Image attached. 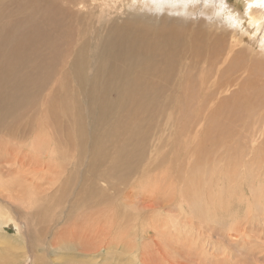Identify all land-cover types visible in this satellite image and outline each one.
I'll return each mask as SVG.
<instances>
[{"label":"bare ground","instance_id":"1","mask_svg":"<svg viewBox=\"0 0 264 264\" xmlns=\"http://www.w3.org/2000/svg\"><path fill=\"white\" fill-rule=\"evenodd\" d=\"M10 1L13 3L11 15H7L4 19L0 18V53L2 54L0 55V177L4 174L14 175L24 168L29 177L16 173L13 179H24L29 181L27 184H31L41 176L51 173L56 175L57 171L53 172L55 169L53 166H58L57 161L61 157L66 160H64L66 169V165L72 162L68 161L70 155L66 153L71 150L68 149V140L65 141L63 138L62 141L59 135L63 137L64 133L69 138L71 132L80 143L79 152L82 153L80 157L81 160L84 159L81 164L83 172L80 168L75 170L76 163L71 164V169H67V181H63V187L66 182L70 183L81 177L82 186L78 185V187L81 186L86 190H83L82 197L89 194L99 196L102 193L98 187L100 182L107 183L106 185L112 190L117 191L119 185L127 184L133 176L143 170L139 167L146 160L151 170L158 169L153 159H147L149 149L158 151L155 144L156 120L165 119L169 126L173 124L176 126L175 134L179 132V135H185L187 130L191 132V129L206 116L203 114L205 101H214L218 96L212 90H207L208 93H205V90L190 89L188 84L183 82V78H180L190 71L183 57L185 52L192 53L193 58L197 57L195 67L196 63L203 59L213 68L218 69L221 61L226 60L230 55H235L234 51L238 52L234 47L238 48L246 57L233 59L230 65V87L241 86L242 83L238 82L240 76L250 72L254 79L244 91L251 92L252 89L253 96L242 93L240 101L248 106L259 107L255 102L256 98H264V0H241L238 6L235 4L236 0H174L180 6L178 8L169 2L173 0H133V4L130 6L127 4L125 8L129 9V13L120 16V22L116 21L115 11L123 15L122 0H42L39 10L43 16L40 17L28 16L27 10L19 7V5L23 7V0ZM45 1L50 3L44 4ZM123 2L127 3L128 0ZM193 10L198 15H188ZM175 13H181L178 16L181 18H169ZM46 20L53 22L40 24ZM26 24H34L39 28L34 30L40 36L32 41L40 44L38 50L27 42L33 32ZM12 25L17 30H12ZM245 40L249 44H246ZM20 70L26 72V76L21 79L18 78ZM187 79L192 80L190 74L187 75ZM36 80L41 81L40 88L34 86ZM172 80L176 81L179 89V93L175 95L164 90L165 85ZM202 85L206 89L205 82L200 78L199 87ZM255 87L260 90L256 96ZM240 101L235 102L234 105L241 104ZM60 102L63 103V107L59 106ZM32 105L30 116H27L25 122L16 123V120L22 117L13 114L12 111ZM190 106L196 112H190L188 110ZM260 106L264 107V99L260 101ZM175 114L181 115L180 120H186L182 129L176 125L180 120H173ZM58 117L70 121H63ZM61 122H64L66 127L64 132L59 134ZM263 129L262 127L264 132ZM249 138L253 139L254 135ZM89 140L92 143L88 144ZM256 143L260 142L256 141ZM135 180L137 179L133 181ZM9 182L13 184L14 181L9 180ZM197 189L198 187L194 192ZM200 199L201 194L196 196L195 201L192 199L196 214L201 212L199 205L196 204L202 201ZM156 205L158 204L149 207L155 208ZM162 207L167 205L163 204ZM66 212L70 214L71 210L68 208ZM138 215L127 218V223L134 221ZM19 216L15 212L14 214L0 212V228L4 224H12L14 230L21 232L23 224ZM226 216L229 217L228 214ZM219 220L214 222L217 223ZM53 222L58 224L56 219ZM106 224L102 229L109 231L116 230L122 225L119 220H112L110 226ZM72 228L74 229L67 225L56 236L49 235L51 245L53 246L52 243L56 242L57 237L62 238L66 233H73ZM130 231L133 232L132 229ZM115 234L118 236L119 232ZM142 235V238L145 237V233ZM108 237L104 238L109 246L117 249L121 247L120 239L115 241L117 240L115 236H113L114 240ZM153 238H155L152 240L154 245L151 243L153 246L160 243V234ZM125 239H127L126 235ZM86 241L83 247L89 245L95 246L93 250L97 248L94 238ZM135 242H138V239H135ZM61 247L66 249L65 246L58 248ZM90 247L80 248L83 251L80 255L88 254L85 252ZM56 248L52 247L53 250ZM135 248L140 254L146 253L140 252L136 245ZM95 251L96 253L93 254L95 257L99 255L97 253H102L100 249ZM147 252L150 253V250ZM0 253L6 255L7 251ZM31 255L32 262H36L35 253ZM144 257L147 258L144 255L141 258L142 263H149Z\"/></svg>","mask_w":264,"mask_h":264},{"label":"rangeland","instance_id":"2","mask_svg":"<svg viewBox=\"0 0 264 264\" xmlns=\"http://www.w3.org/2000/svg\"><path fill=\"white\" fill-rule=\"evenodd\" d=\"M3 1L0 0V18L2 19L11 15L13 9V3L10 0ZM240 1L236 0L235 4L240 5ZM23 2V7L20 5L19 7L27 10L28 16H43L39 10V4L42 0H23ZM169 2L175 5V8L180 7L174 0ZM43 3L48 4L50 2L45 1ZM127 4L130 6L133 4V0H128L127 3L122 0L123 15L119 14V11H115L117 22H120V16L129 13V9H125ZM179 14L181 13H175L173 17L169 18L179 19L181 18L178 17ZM188 15L198 14L193 10ZM52 22L53 20H46L40 24L46 25ZM26 25L33 32L29 35L30 40L27 42L32 48L38 50L40 44L32 42L40 36L34 30L38 27L34 24ZM11 29L17 30L14 25ZM245 43L249 44L246 40ZM234 48L238 52L234 51L235 55H230L226 60L221 61L218 69L213 68L209 62L203 59H200L195 67L197 57H191L192 53L185 52L183 54L190 70L183 77H180L183 78V82H186L190 89L205 90V93H208L207 90H212L218 96L214 101H205L203 114L206 116L196 127L191 129V132L187 130L185 135H179L177 131L175 134L176 126L174 124L169 126L165 119L156 120L155 133L157 132V138L155 144L158 151L149 149L147 159H153L154 165L159 168L155 171L151 170V166L147 164L146 160L139 167L143 168V172L140 170L127 184L119 185V191L112 190L106 185L107 183L100 182L98 187L102 193L99 196L89 194L82 197L83 190H86L81 187V177L70 183L66 182L63 187V181H67V169H71V164L76 163L75 170L80 168V171L83 172L81 164L84 159L81 160L80 143L73 132L70 133L69 138L64 133L63 137L59 135L62 141L63 138L65 141L68 140V149L71 150V152H65L70 155L68 161H72L66 165V169V160L61 157L57 161L58 166H53L56 169L53 172L57 171V173L55 172L56 175L51 173L41 176L35 180L36 183L27 184L29 181H24V179H13L16 173L23 175V177H29L24 168L11 176L2 175L0 177V212L17 213L18 216L20 215L19 218H21L23 226L19 233L13 229L14 227L12 228V224H4L0 228V247H2L0 251H7L6 255L0 253V264H143L141 258L144 255L147 256L144 258L149 261V263L146 262L147 264H264V132L262 131V127L264 128V107L260 106V101L264 98H256L255 102L259 107L248 106L240 101L242 93L250 95L253 93L252 89L251 92L249 90L244 91L254 79L250 72H245L240 76L238 82L242 83L241 86L230 87V65L233 59L246 57L239 52L238 48ZM0 55L2 54L0 53ZM226 66L228 67L225 68ZM188 74L192 80L187 79ZM18 76L21 79L26 76V72L21 71ZM200 78L205 82L206 89L203 85L199 87ZM41 84L40 80H36L34 86L40 88ZM164 90L171 95L179 93L175 80L165 85ZM259 93V88L255 87V96ZM237 101H240L241 104L234 105ZM59 106L63 107L64 105L60 102ZM32 107L33 105L12 111L13 114L22 117L16 120V123L25 122L27 116H30ZM188 110L196 112L191 106L188 107ZM180 117L181 115L175 114L173 120H180ZM59 119L70 121V119ZM185 122L186 120H180L176 125L182 129ZM65 127L64 122L59 124V134L64 132ZM251 135H254L253 139L249 138ZM88 137L90 139V135ZM256 141L260 143H256ZM180 142L181 144H179ZM82 146L85 147L83 143ZM60 149L62 148L60 147ZM27 179L31 180V178ZM134 179L137 180L133 181ZM9 180H13V184ZM78 185H81L80 188ZM197 187V191L194 192ZM199 194H201L200 200L205 201V204L202 201L196 202L201 209V212L196 214L192 199L195 201ZM95 201L96 204H94ZM152 204L158 205L155 208L149 207ZM163 204H166L167 207L163 208ZM191 204L192 206H190ZM68 208L71 213L73 212L72 214H66ZM95 212L97 213L95 214ZM137 214L139 215L134 221L131 220L127 223V218ZM91 215L93 217H90ZM207 216L212 217L209 219ZM221 218L223 219L221 220ZM55 219L58 224L53 222ZM217 219H220L221 222L219 220L215 223L218 221ZM225 219L226 221H224ZM112 220H119L122 225H119L116 230L112 229V231L102 229L105 223L110 226ZM208 220L212 223H209ZM67 225L74 227L71 230L73 233H66L62 238L57 237L52 246L49 241L50 236L52 234L56 236ZM98 227L101 228V232ZM131 229L133 232L130 231ZM147 229L148 231H145ZM102 230L104 231L102 232ZM113 230L119 232V235L117 236ZM134 232L135 234H131ZM143 233H145V237L142 238ZM158 234H160L161 239L155 247L152 240H155L153 237ZM112 235L116 237L117 240L115 241L120 239L122 243L118 249L109 246L105 240L107 237L114 240ZM125 235L127 239H125ZM93 238L96 242V249L102 251L101 254L97 253L99 255L96 257L93 256L96 253V249L93 250L95 246L83 247L86 245V240H93ZM135 239H138V242H135ZM147 239L148 241H146ZM135 245L140 252L146 253H138ZM60 246H65L66 249L58 248ZM52 247L57 248L53 250ZM89 247L90 251L85 252L88 254L81 256L80 252L83 251L80 248L88 249ZM147 250H150V253ZM112 252L113 255H111ZM164 252L165 254H162ZM30 253H35L36 262H32ZM117 255L119 256L117 257ZM139 255L142 257L139 258Z\"/></svg>","mask_w":264,"mask_h":264}]
</instances>
